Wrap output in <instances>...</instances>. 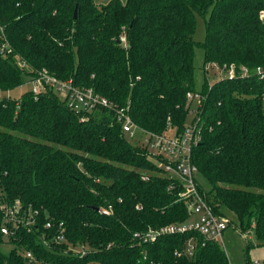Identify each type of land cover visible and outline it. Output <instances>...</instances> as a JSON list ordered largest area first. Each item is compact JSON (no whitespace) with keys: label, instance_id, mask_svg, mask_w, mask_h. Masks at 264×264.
<instances>
[{"label":"trees","instance_id":"16d2710c","mask_svg":"<svg viewBox=\"0 0 264 264\" xmlns=\"http://www.w3.org/2000/svg\"><path fill=\"white\" fill-rule=\"evenodd\" d=\"M196 15L205 22L202 41L193 39ZM0 25L12 48L0 53V92L45 69L127 106L150 132L176 134L186 125L187 92L199 93L191 161L209 187H197L213 212L232 211L240 231L253 229L264 245V76L255 72L264 69V0H0ZM195 46L203 66L232 65L233 73L196 87ZM81 116L49 85L0 97V206L18 200L34 219L30 231L12 222L13 232L0 230V264H229L218 242L196 232L134 239L189 218L182 184L155 163L162 156L154 162L122 133L112 108Z\"/></svg>","mask_w":264,"mask_h":264},{"label":"built area","instance_id":"2783aa9c","mask_svg":"<svg viewBox=\"0 0 264 264\" xmlns=\"http://www.w3.org/2000/svg\"><path fill=\"white\" fill-rule=\"evenodd\" d=\"M11 51L12 48L8 43L4 29L0 25V53L7 55ZM20 64L25 65L26 63L20 62ZM256 69L259 75H264V69L261 67ZM30 83L32 84L30 89L34 93L39 92L44 85L53 87L66 100L67 105L75 111H81L84 118H86V111H90L98 105L112 108L117 121L121 124L122 133L133 143L147 147L151 157L156 159L157 155L162 156L163 160L161 159L162 161L157 162L162 168L161 171L170 178L175 177L180 180L183 188L178 193V197L185 204L189 218L180 223H170L157 228L148 227L145 231L134 232V239L138 242H148L154 241L164 234L196 232L201 234L206 240L216 241L222 246V235L227 227V220L223 215L213 212L211 206L198 189L195 178L197 168L191 161V144L199 138L196 121L186 124L181 133L176 134L174 131L169 130L162 133H153L132 121L127 112V106L117 107L112 105L106 98L94 93L92 89L78 88L70 80H58L47 73L45 69L39 70L37 75L30 79ZM186 97L187 101H191L195 97L200 100L201 95L197 92H187ZM142 178L146 179L147 176L142 175ZM0 207L3 210L2 215L6 222V225H2L0 228L2 233L10 234L13 232L7 226L9 222H12L16 228L19 225H25L28 231L32 229L30 226L34 223V219L25 210H20L18 200L12 204H3ZM139 207V205H136V208ZM111 209L110 205H108L103 207L101 211L106 214ZM193 216H196L197 219H191ZM48 226L49 223H46L45 227ZM61 232L62 230L59 234L53 236L54 241L63 240ZM39 238L44 246L49 247V242L44 233H41ZM193 246L194 244L190 238L186 247L188 254L192 253ZM73 250L79 253L83 252L84 248L78 247ZM19 251L28 261H37L31 251L25 249ZM176 254H179V252H176Z\"/></svg>","mask_w":264,"mask_h":264},{"label":"rangeland","instance_id":"374dc122","mask_svg":"<svg viewBox=\"0 0 264 264\" xmlns=\"http://www.w3.org/2000/svg\"><path fill=\"white\" fill-rule=\"evenodd\" d=\"M100 2L104 3L107 0H99ZM205 38V22L202 16L196 15V27L195 32L193 35V39L195 41H202ZM203 49L201 46L194 47V83L196 87H199L202 82L207 80L208 83H212L217 79L225 76L226 74L233 73L234 68L233 66L228 67H217L215 65L212 66H203ZM21 67L28 71V67L25 65H21ZM245 70V69H243ZM257 70V69H256ZM255 70V72H256ZM230 71V72H229ZM247 72V70H245ZM257 73V72H256ZM259 75V74H258ZM260 77L264 75L260 74ZM29 75L24 77V83L22 85L17 86L14 89L0 92V97L2 96H12L18 97L23 91L31 88ZM201 98V97H200ZM199 105V99L193 98L190 102V109L189 113L186 116L185 124L190 123V120L195 115ZM264 107V104H263ZM84 118V116H82ZM150 158L155 162V160L151 157ZM157 163V162H155ZM148 175L145 173L141 174ZM146 178V179H147ZM196 180L203 186L204 190L207 192L209 184L206 179L199 173H195ZM143 179V178H142ZM178 179V178H177ZM206 197L211 199L212 193L208 192ZM224 218L227 220V227L223 231L222 235V247L227 255L229 264H263L264 263V245L258 244L253 229H249L245 233H242L238 228V222L234 213L230 210L224 209L223 210ZM220 214V213H218ZM191 219H197L196 216L191 217ZM9 247L3 245L2 249L5 251ZM258 261V263H256Z\"/></svg>","mask_w":264,"mask_h":264},{"label":"water","instance_id":"95a60500","mask_svg":"<svg viewBox=\"0 0 264 264\" xmlns=\"http://www.w3.org/2000/svg\"><path fill=\"white\" fill-rule=\"evenodd\" d=\"M73 16L74 17L76 16V9H74Z\"/></svg>","mask_w":264,"mask_h":264}]
</instances>
